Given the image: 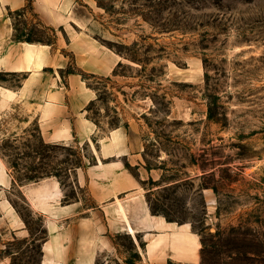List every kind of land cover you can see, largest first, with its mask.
<instances>
[{"label":"rangeland","instance_id":"374dc122","mask_svg":"<svg viewBox=\"0 0 264 264\" xmlns=\"http://www.w3.org/2000/svg\"><path fill=\"white\" fill-rule=\"evenodd\" d=\"M76 12L89 21L73 29L105 47L130 52L138 43L144 67L117 53V75L87 76L96 98L86 116L97 136L136 123L146 165L162 170L160 181L143 182L152 189L150 209L191 224L200 238L197 264H264V0H96ZM13 22L17 34L43 42L59 32L43 29L30 10ZM150 22L170 29L160 32ZM68 69L77 70L72 63ZM1 76L10 87L21 78ZM0 131V156L14 185L27 176H55L66 200L89 203L71 175L76 165L94 161L87 146L44 142L36 122L17 107L0 120ZM8 196L29 235L0 226V257L38 264L42 219L16 187ZM112 240L119 256L136 261L126 233ZM115 261L100 251L97 263Z\"/></svg>","mask_w":264,"mask_h":264},{"label":"crops","instance_id":"0c3cea01","mask_svg":"<svg viewBox=\"0 0 264 264\" xmlns=\"http://www.w3.org/2000/svg\"><path fill=\"white\" fill-rule=\"evenodd\" d=\"M95 1L31 0L30 11L37 21L59 30L48 44L14 39L8 12L23 9L27 0H0V75L21 74L15 87L0 77V120L17 107L36 122L44 142L84 145L95 158L71 172L74 186L86 191V204L81 198L66 200L55 176L14 185L0 156V226L15 236L29 235L9 200V190L16 187L41 217L46 232L39 243L38 264H96L100 251L114 256L115 264H128L112 240L120 233L135 244L140 255L135 264H164L168 259L197 264L200 238L191 224L167 220L150 210L147 193L152 189L143 182L160 181L162 170L147 167L136 123L128 121L127 126L97 136L96 124L86 116L96 90L79 72L108 76L121 59L86 31L73 29L89 21L86 14H77L78 7L90 8ZM70 63L76 72L65 70ZM4 134L0 131V138ZM4 247L1 242L0 250ZM10 260V255L1 256L0 264H11Z\"/></svg>","mask_w":264,"mask_h":264},{"label":"trees","instance_id":"16d2710c","mask_svg":"<svg viewBox=\"0 0 264 264\" xmlns=\"http://www.w3.org/2000/svg\"><path fill=\"white\" fill-rule=\"evenodd\" d=\"M28 10H31V0H27V2H26V5H25V7L23 8V9H21V10H15V11H9L8 12V14L10 15V17H11V19H12V25H13V38L14 39H17V40H24V41H29V42H42V43H50V42H43L41 39H34V38H31V37H29L26 33H24V32H20L19 34H17L16 33V31H17V28H16V26H15V24H14V22H13V16L14 15H22L25 11H28ZM38 24L43 28V29H45V28H47V26H44V25H42L39 21H38ZM149 24H151L152 25V27H154V28H156V29H158L160 32H163V31H168L170 28H169V26H167L166 24H158V26H155L154 25V23H152V22H150ZM52 31L54 30L53 28H50ZM137 45H138V43L137 42H134L133 44H132V50H130V52H122L120 49H115L114 51L116 52V53H118V54H120L121 56H124V57H126V58H128V59H131L132 61H135V62H139L140 64H142V67H144L145 66V63L144 62H142L139 58H138V56L136 55V53H135V51H136V49L135 48H137ZM112 49V48H111ZM121 65V62H118V64L115 66V68L113 69V71H112V73H111V75H117V72H116V67L117 66H120ZM68 72H76V71H74L73 69H68L67 70ZM80 74H81V76H82V78L84 79V80H86V78H87V76H92V77H95L96 75H93V74H89V73H86V72H79ZM106 78L107 79H110V76H106ZM89 86V85H88ZM91 87V86H90ZM92 102H94V100L92 101ZM92 102H90L89 104H88V106L86 107V110H89V106L92 104ZM126 125V124H125ZM118 125H116L115 127H117ZM114 127V128H115ZM112 129V128H111ZM94 142L96 141L94 138L92 139ZM95 162V158H94V161L92 162V163H94ZM79 166H81L80 164H78V165H76L75 167H79ZM75 167H73V168H75ZM148 167V166H147ZM72 168V169H73ZM149 168V167H148ZM55 175V174H54ZM47 176V175H46ZM57 176V175H56ZM42 176H33V177H30V176H27L26 178H25V181H23V182H27V181H36V180H38L39 178H41ZM22 182H20V184H21ZM151 210V209H150ZM152 211V210H151ZM152 213H154V214H160V213H156V212H153L152 211ZM165 217H166V219L167 220H171V221H175V220H173V219H169L166 215H164ZM129 236V235H128ZM129 240H130V242H131V244H132V247H133V249H134V254H133V257L136 259V260H138V259H140V255H139V253L136 251V247H135V244H134V242H133V240L131 239V237L129 236ZM140 245L141 246H143V242H140ZM126 262L128 263V264H135V262L134 261H132V260H126ZM173 263V261L172 260H170V259H168L167 260V264H172ZM96 264H98V263H96Z\"/></svg>","mask_w":264,"mask_h":264}]
</instances>
